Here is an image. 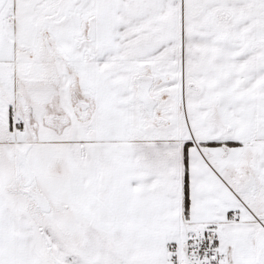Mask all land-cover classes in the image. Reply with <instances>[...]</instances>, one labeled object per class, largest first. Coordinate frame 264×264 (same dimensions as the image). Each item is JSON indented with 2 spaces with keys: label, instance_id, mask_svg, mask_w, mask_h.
Segmentation results:
<instances>
[{
  "label": "snow or ice",
  "instance_id": "1",
  "mask_svg": "<svg viewBox=\"0 0 264 264\" xmlns=\"http://www.w3.org/2000/svg\"><path fill=\"white\" fill-rule=\"evenodd\" d=\"M0 264H264V0H0Z\"/></svg>",
  "mask_w": 264,
  "mask_h": 264
}]
</instances>
